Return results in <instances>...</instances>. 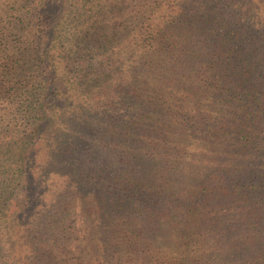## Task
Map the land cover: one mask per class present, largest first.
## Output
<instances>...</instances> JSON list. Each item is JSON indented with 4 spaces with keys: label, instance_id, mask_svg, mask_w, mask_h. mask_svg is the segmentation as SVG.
Instances as JSON below:
<instances>
[{
    "label": "trees",
    "instance_id": "1",
    "mask_svg": "<svg viewBox=\"0 0 264 264\" xmlns=\"http://www.w3.org/2000/svg\"><path fill=\"white\" fill-rule=\"evenodd\" d=\"M7 1L0 0V6ZM38 1V8L51 18L39 36L40 45L44 44L39 60L46 65L45 89L38 99L35 125H30V141L21 147L20 157L36 158L38 147L46 141L48 123L62 119L68 102L84 106L104 99L112 107L97 113L107 117L114 130H102L94 126L98 121L82 119L74 137L67 129L62 142L59 137L56 145L61 156H54L53 163L68 169L67 153L75 156L80 168L86 163L81 156L96 159L107 150L118 156L123 148L115 149L118 143L112 140L129 109L123 107L118 115L116 108L128 94L141 95L147 103L156 100L159 105L149 109L144 101L131 125L137 131L164 133L162 138L145 140V148L153 147L157 161L175 164L178 179L220 180L228 167L222 152L231 159L240 149L251 156L245 160L257 158L264 166V146L258 145L257 129L264 123V109L260 110L264 108V71L260 69L264 61V0H207L204 7L197 0ZM14 7L21 14L24 6L14 0ZM92 7L95 13H91ZM122 8H127L134 21V34L126 39L133 60L119 75L114 93L110 91L104 99H88L82 91L77 92V98L69 95L60 83L72 73L100 79L117 63L98 55L106 47L103 36L124 19ZM21 21L23 17L18 23ZM64 29L73 33L61 37V61L57 64V31ZM24 45L21 48L26 50ZM16 55L14 51L0 56V90H14L12 83H22L15 81L22 72ZM68 61H72L71 74L64 69ZM68 84L69 80L63 85L71 88ZM19 91L22 96L21 86ZM14 92L19 95L17 89ZM173 95L177 99L171 98ZM30 106L35 108L36 103ZM168 124L171 129L165 131ZM93 131L100 133L101 141L97 136L89 139ZM170 133L174 139L168 146ZM138 135L132 138H141ZM188 145L198 151L193 159L196 163L191 161L196 169L177 166L185 165L174 156ZM256 149L260 154L253 157ZM23 162L28 185H0V264H237L239 258L245 264H264V228L259 226L264 221L256 219L258 202L244 197L261 196L264 185H241L239 192L231 185H157L153 189L159 196L171 198L152 209L138 199L140 191L143 194L144 188L152 186L136 185L143 183L139 180L143 171L121 173L117 164L107 160L99 167L113 172L106 185L96 184L101 171L76 173L69 185H35L29 178L31 159ZM63 175L71 177L70 173ZM146 176L154 180L150 173ZM122 179L126 185H120ZM239 197L245 198L248 206H241ZM261 205L264 208V203ZM188 210L197 215V223L184 222Z\"/></svg>",
    "mask_w": 264,
    "mask_h": 264
},
{
    "label": "rangeland",
    "instance_id": "2",
    "mask_svg": "<svg viewBox=\"0 0 264 264\" xmlns=\"http://www.w3.org/2000/svg\"><path fill=\"white\" fill-rule=\"evenodd\" d=\"M13 1L14 0H8L6 3H3L2 6H0V56H9L13 54L14 51H16V56L19 59L22 72L17 73V78L15 81H17L18 79L22 83L21 85L18 83V81L12 83L14 90H0V185H28L27 183L29 175L27 176V173H25V164L23 161H26L28 163L30 159L31 165L29 167V178H33V182L35 185H69L71 178H76L78 176L76 175V173L83 172L92 175L95 173L98 174L100 173V171V179L98 182H96V184L106 185V183L113 175V172L110 171L111 168H109V171L108 168H105L102 171L99 167H102L103 163L107 160H109L110 164H117L116 169L121 173L125 172L127 174H139L140 171H143L144 175L142 174L141 179H139L142 180L143 183H139L136 185L152 186L144 188V190L142 189L143 194L139 190L140 193L138 195V199L143 202L142 204L147 205V207H151L152 209L154 207H158V204L165 202L166 199L171 198L170 196L165 195H163L162 197L159 196L157 194V190L153 189V187L157 185H231L232 189L236 192H239L241 185H259L258 188L264 185V166L262 167L261 162H259L257 158L255 160L252 158L249 160H245L246 157L251 156H249L250 154L247 155L246 152H243L241 149L236 151L234 154L236 155V157H234L233 155L231 159L230 156H227V153L222 152L224 153V155H226L223 161L228 164V167L224 171V177L220 180L216 178L211 181L199 180L197 182H191V180L187 179H178L174 175V173H179V170L177 171L174 167L175 164H171L172 166H168L164 164V161H161L160 159L159 161H157L156 156H158V153L155 150L151 149L153 147L150 145L151 148H145L148 146V144L144 142L145 140L153 141L157 138H162L164 136V133H149L142 130L137 131L131 125V123L133 122V116L135 118L136 115L139 114L138 111L143 109L145 104L144 101L147 103V100L141 98V95L134 96L127 94L128 98L123 100L122 103L118 105V108H116V110H118L119 112L118 115L121 113L123 107L127 110L129 109V113H125L124 115L126 116H123L124 119L122 123L124 124H121V129L119 130V132H117L116 138L112 140L113 142L118 143L115 149L121 147L123 148V152H117L118 156H116L114 153H111L108 150L106 152L105 149L106 153L104 156H99L96 159L90 160H88L85 156H81L84 162H86L84 163V168H80L77 165V161L73 154L67 153L65 154V156L68 160V163L70 164V167H68V169L66 168L62 170L63 168L59 169L58 166L54 165L53 157L61 156V153H59L58 151L60 150V148L56 145L59 142V137L60 141L62 142V133L65 129L70 131L72 136L74 137L75 133L73 131H77V129L81 127L82 119H90L93 122L98 121V123L94 126H101L102 130H114V124L110 121H106L107 117L104 119L102 118V116H98L97 111H102L105 108L112 107L104 98L110 91L115 89V86L118 84L117 79L120 77L119 75L122 74V71H125L127 67H129L128 64H131L133 60L132 53L127 51L128 44L126 42V39L130 36H133L134 34V32L132 31V25L134 24V21L131 16L128 15L129 11L127 10V8H122V10L120 11V13L124 15V19L119 22L120 24L112 28L108 32L109 34L103 36V38L101 39L104 41L103 44L106 45V47L103 48V53L98 55L99 57L109 56L110 59H113L115 61L117 60V63H119H114L111 68L108 67L106 73H104V76L98 79L94 78V75H87L85 77L82 75L81 77H79V74H77V72L71 74L70 68L72 61H68L65 64L64 69H69L67 71L68 74L70 73L71 75L67 77V79H65L63 83H60L61 89L67 91L69 95H75L76 98L79 97L77 92L82 91V93L84 92L86 97L89 95L88 99H91L94 96H100V99L104 100L97 104L88 103V105L84 106L78 103L70 105V103L68 102L67 107H65L62 111V119L60 121H51L48 123L46 141L44 145L38 147L37 154L35 155L36 158L34 159V157L32 158L30 155L27 158L20 157L21 147L27 141H30V125H35L38 114V99L40 100L42 92L45 89V81L42 80L44 78V73H46V65L44 63H41V60H39V52L41 50L40 47H42L41 45L44 44L40 45L39 36L41 35L44 27L49 24V19L51 18L48 15H44L41 11V8H38V0H22V2L20 0V3L24 6L21 14H18L15 9L18 4H15V7L12 8ZM197 1L200 2V7L208 5L207 0ZM227 2L234 3V0H226V3ZM95 12L96 8L92 7L91 13ZM113 13H117V9H115ZM20 17H23V21L18 23ZM65 27L66 25L63 26L62 29ZM76 32H80L79 29H77ZM57 33L60 37V39L57 40L58 46L56 48L58 57H55L54 59L58 64L59 61H61V56H59V53L61 49L60 47L63 44V39H61V37H65L66 33H68V36H70L73 32H68L67 29H64L61 31H57ZM49 34L51 33L46 32L47 36ZM123 39L126 43L123 42ZM23 42H25L24 47L27 48L26 50H23L21 48V44ZM6 43H9L10 46L7 47ZM263 64L264 61L262 62V65L260 64V69L262 68V71H264ZM58 70L61 73V68H59ZM68 80L69 84H71L72 86L71 88H67L63 85L64 83H68ZM20 86L21 89L24 90V94L22 96L20 95L19 91ZM16 89L19 95H15L14 91ZM111 93L109 94V96L111 95ZM172 97L174 99H177L176 95L171 96V98ZM19 100H21V102H19ZM33 103H36L35 108L34 106H30V104L33 105ZM155 103L156 100H149V102L147 103L149 106L148 108H157L159 105H156ZM263 109L264 108L260 110ZM107 110L108 109H106L103 113H106ZM163 121L167 122L165 118H163ZM59 124H61L62 126L58 127ZM70 127L72 128L71 130ZM117 129H119L118 126ZM169 129H171L170 124L166 126L165 131ZM257 129L259 131L258 145L264 146V133H261V131L264 130V123L261 124L260 128L257 127ZM125 131L127 132V134ZM136 133H138V136L141 138H132V136H135ZM104 135L105 140L110 141L109 136L106 134ZM91 138H96L99 142L101 141L102 136L98 131H93V134H90L89 136V139ZM173 139V134L170 133L168 146H170ZM135 140H137L136 145L134 143ZM61 142L59 143V146L61 145ZM101 144L103 145V142H101ZM258 150H254L253 157H256V155L259 156L260 153H258ZM197 152L198 151L196 147L188 145L183 149L182 152H179L176 156H174L178 159L179 163L183 162V165H185L182 166V164H178L177 166L181 167V169L185 168L186 166L189 167V169H196L195 166L191 165V161L194 162V154ZM91 155H93V153ZM240 155H242L243 158L238 159ZM121 157H123V160H120ZM213 165L214 164L209 165V168L212 169ZM89 166H91L92 168H90ZM93 169L98 171H89ZM187 171L188 173H192L189 170ZM147 172L150 173L152 177L154 176V180H156V182L146 176ZM229 172L230 174L226 176V174ZM64 173H70L71 177L63 175ZM80 177H84V175H81ZM142 177L144 178L142 179ZM222 181L224 182L222 183ZM146 182L148 184H145ZM120 185H126V182L122 179ZM198 192L203 193V190L200 189L198 190ZM246 196H244L246 198V201L258 202V217L256 219L257 221H264V208L261 205V203H264L262 202L264 200V193L261 196L254 195L258 199L254 196H247L248 198ZM245 198L239 197L240 205L243 207L248 206L245 203ZM192 199L196 201L198 200V197H194ZM215 201H217V199ZM216 203H214L213 205H215ZM182 219L184 220V222L190 221L192 223H197V215L194 214V211L191 210H188L186 216ZM259 226L261 228H264V224L259 223ZM224 233L227 235V231ZM239 259L240 262H237V264H245V261L243 259Z\"/></svg>",
    "mask_w": 264,
    "mask_h": 264
}]
</instances>
